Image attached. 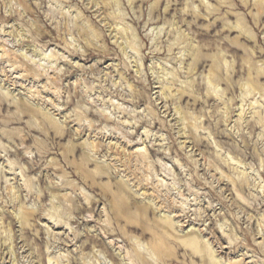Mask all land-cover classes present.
I'll return each mask as SVG.
<instances>
[{
    "label": "clouds",
    "instance_id": "obj_1",
    "mask_svg": "<svg viewBox=\"0 0 264 264\" xmlns=\"http://www.w3.org/2000/svg\"><path fill=\"white\" fill-rule=\"evenodd\" d=\"M0 264H264V0H0Z\"/></svg>",
    "mask_w": 264,
    "mask_h": 264
}]
</instances>
